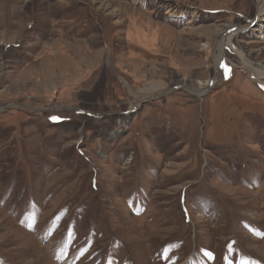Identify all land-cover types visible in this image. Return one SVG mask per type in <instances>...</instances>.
I'll return each instance as SVG.
<instances>
[{
	"label": "rangeland",
	"instance_id": "1",
	"mask_svg": "<svg viewBox=\"0 0 264 264\" xmlns=\"http://www.w3.org/2000/svg\"><path fill=\"white\" fill-rule=\"evenodd\" d=\"M235 25L264 67L256 0H0V264H264Z\"/></svg>",
	"mask_w": 264,
	"mask_h": 264
},
{
	"label": "bare ground",
	"instance_id": "2",
	"mask_svg": "<svg viewBox=\"0 0 264 264\" xmlns=\"http://www.w3.org/2000/svg\"><path fill=\"white\" fill-rule=\"evenodd\" d=\"M256 3L258 9V16L261 17L264 15V0H256ZM245 30L246 28L235 25L221 35L218 41V54L215 60L216 75L212 80L207 83L205 87L192 92L194 95L203 97V95L207 94L210 89L215 86L218 78V72L220 68L225 64L228 52H233L235 53V55H237L238 59L243 65L244 70L247 71V74H249L252 81L258 84L261 90H264V67L248 60L245 55L240 52L234 45V38H236V36H238ZM138 106V102H133L131 104L130 110L134 111L138 108Z\"/></svg>",
	"mask_w": 264,
	"mask_h": 264
}]
</instances>
